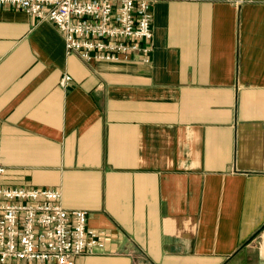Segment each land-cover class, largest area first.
<instances>
[{"label": "crops", "instance_id": "1", "mask_svg": "<svg viewBox=\"0 0 264 264\" xmlns=\"http://www.w3.org/2000/svg\"><path fill=\"white\" fill-rule=\"evenodd\" d=\"M152 11L149 61H86L0 7V187L87 211L107 251L76 264H264V0Z\"/></svg>", "mask_w": 264, "mask_h": 264}, {"label": "built area", "instance_id": "2", "mask_svg": "<svg viewBox=\"0 0 264 264\" xmlns=\"http://www.w3.org/2000/svg\"><path fill=\"white\" fill-rule=\"evenodd\" d=\"M154 0H0L52 21L68 52L86 61L138 56L149 61ZM65 74L62 84L69 83ZM3 169L1 168V171ZM0 262L76 264L107 251V233L88 224L87 211L69 210L53 187H0Z\"/></svg>", "mask_w": 264, "mask_h": 264}]
</instances>
